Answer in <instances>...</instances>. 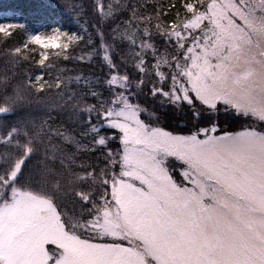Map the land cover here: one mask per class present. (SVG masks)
Returning a JSON list of instances; mask_svg holds the SVG:
<instances>
[{
    "label": "snow or ice",
    "instance_id": "1",
    "mask_svg": "<svg viewBox=\"0 0 264 264\" xmlns=\"http://www.w3.org/2000/svg\"><path fill=\"white\" fill-rule=\"evenodd\" d=\"M72 11L0 22V264H264V0Z\"/></svg>",
    "mask_w": 264,
    "mask_h": 264
},
{
    "label": "trees",
    "instance_id": "2",
    "mask_svg": "<svg viewBox=\"0 0 264 264\" xmlns=\"http://www.w3.org/2000/svg\"><path fill=\"white\" fill-rule=\"evenodd\" d=\"M83 2L90 4L91 0H83ZM147 2L149 5L160 4L164 6L173 3L179 5L180 0H147ZM78 3H81V0H0V22L18 20L24 23L26 22L25 17L27 13L14 17L10 12L32 6L33 9L38 7L39 10L43 12L47 21L53 26L61 27L62 30H76L78 26L73 19L75 13L72 11V8ZM172 15H174V13L169 11V16ZM27 21L29 22V27H33L30 23L31 17H28ZM21 40H26V36L18 32L17 35L13 37L11 44H17ZM68 67L79 68L80 66L73 63L69 64ZM53 71H55V69H53ZM85 73H87V69H85Z\"/></svg>",
    "mask_w": 264,
    "mask_h": 264
}]
</instances>
